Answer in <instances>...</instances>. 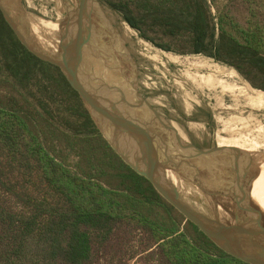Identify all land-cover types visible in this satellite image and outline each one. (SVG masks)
<instances>
[{"label": "trees", "instance_id": "16d2710c", "mask_svg": "<svg viewBox=\"0 0 264 264\" xmlns=\"http://www.w3.org/2000/svg\"><path fill=\"white\" fill-rule=\"evenodd\" d=\"M101 1L156 48L204 55L264 92V0ZM134 260L249 264L124 162L61 69L0 10V264Z\"/></svg>", "mask_w": 264, "mask_h": 264}, {"label": "water", "instance_id": "95a60500", "mask_svg": "<svg viewBox=\"0 0 264 264\" xmlns=\"http://www.w3.org/2000/svg\"><path fill=\"white\" fill-rule=\"evenodd\" d=\"M67 1L55 49L34 36L24 11L20 21L11 14L9 0H0V10L30 52L61 69L124 162L224 252L264 264V211L251 197L255 159L239 150L198 148L185 141L141 95L137 76L130 79L117 57L100 62L102 67L95 64L87 22L89 6L102 9L100 1ZM189 183L199 192L186 193Z\"/></svg>", "mask_w": 264, "mask_h": 264}, {"label": "rangeland", "instance_id": "374dc122", "mask_svg": "<svg viewBox=\"0 0 264 264\" xmlns=\"http://www.w3.org/2000/svg\"><path fill=\"white\" fill-rule=\"evenodd\" d=\"M65 1L67 0H10L9 3L14 5V9L10 10L11 14L20 21L24 17V11L34 36L55 49L58 48L56 44L60 41L61 28L66 22L68 2ZM99 1L102 11L112 23V33L115 32L114 37L120 44L116 52L108 48L101 37L98 24V38L102 44L104 59L107 61L117 57L122 70L130 79L137 76L140 92L148 97L147 100L158 112L168 117L169 124L185 141L209 145L204 148L220 147L251 155L255 159L252 168L254 170L255 167V170L253 173L251 171L255 181L252 184L260 181L264 185V92L255 89L236 70L204 55H177L156 48L142 39L118 12ZM93 5L96 11V4ZM42 22L56 27V42L53 36L40 29ZM218 82L222 85L217 84ZM240 89L243 91L239 92ZM194 119L198 120L194 122ZM172 177L177 184L174 172ZM193 190L199 192L189 183L186 193ZM251 194L254 201L264 206L258 191ZM135 262L136 260L131 264Z\"/></svg>", "mask_w": 264, "mask_h": 264}, {"label": "bare ground", "instance_id": "6f19581e", "mask_svg": "<svg viewBox=\"0 0 264 264\" xmlns=\"http://www.w3.org/2000/svg\"><path fill=\"white\" fill-rule=\"evenodd\" d=\"M10 1V0H9ZM73 1V0H72ZM68 2V1H67ZM36 7V6H35ZM94 5L91 4L89 6V21L87 22V27L91 28V31H87V34L89 36L90 34V40H91V52L93 51L94 54V62L95 64H98V66L102 67V63L100 62H105L106 60L104 59V55H103V48H102V44L101 41L98 38V24H99V29H100V34L101 37L105 43V45L114 50V52H116V50L119 48L120 44H118L117 39L114 37L115 36V32L112 33L113 26L112 23L110 22V20L108 19V17L106 16L105 12L102 11V9L96 4V11H94ZM76 8V7H75ZM100 8V9H99ZM40 29L43 30L46 34H48L49 36H53L54 42H56L55 38L58 37L57 32H55L54 30L56 29V27L54 25L42 22L40 23ZM117 34V33H116ZM120 37V36H119ZM122 39V38H121ZM118 51V50H117ZM123 51V50H122ZM121 51V52H122ZM90 58V57H89ZM111 58V57H110ZM91 59H89V61L91 62ZM172 59V58H170ZM111 60V59H110ZM173 60V59H172ZM175 61V60H173ZM99 62V63H98ZM204 66V65H203ZM209 67V66H208ZM107 68H109V66L107 65ZM209 70V69H208ZM185 71V70H184ZM193 73V72H192ZM197 77V76H196ZM200 77V76H199ZM203 77V76H202ZM201 81V80H200ZM203 81V79H202ZM201 81V82H202ZM208 82V80H207ZM217 84L222 85L221 82H218ZM210 85V84H209ZM244 85V84H243ZM224 86V85H223ZM231 88V87H230ZM251 88V87H249ZM239 89V88H237ZM223 90V89H222ZM221 90V92H222ZM235 89L233 88V91ZM231 91V92H233ZM239 92L243 91V89L238 90ZM253 92V91H252ZM243 93V92H242ZM248 93V92H247ZM226 94V93H225ZM228 94V93H227ZM231 94V93H230ZM233 95V94H232ZM237 95V94H236ZM243 95V94H242ZM251 96V95H250ZM244 97V96H242ZM254 97V96H253ZM256 97V96H255ZM238 98V97H237ZM232 99V98H231ZM235 100V99H234ZM252 101V100H250ZM262 101V100H261ZM264 101V100H263ZM234 102V101H233ZM242 110V109H241ZM227 127V126H226ZM233 133V132H232ZM233 136V135H232ZM239 137V136H238ZM223 139V138H222ZM225 139V138H224ZM239 139V138H238ZM241 139V138H240ZM247 139V138H246ZM229 140V139H228ZM245 140V139H244ZM243 141V140H242ZM231 142V141H230ZM257 183L252 184L251 187V193L254 191H258L260 193V197L263 199L264 201V185H262V183H260V181H256ZM251 197L252 194H251ZM256 202V201H255ZM261 209L264 211V206H262V204H260L259 202H256ZM264 204V203H263Z\"/></svg>", "mask_w": 264, "mask_h": 264}, {"label": "flooded vegetation", "instance_id": "af4514ba", "mask_svg": "<svg viewBox=\"0 0 264 264\" xmlns=\"http://www.w3.org/2000/svg\"><path fill=\"white\" fill-rule=\"evenodd\" d=\"M65 16V15H64ZM59 22V21H58ZM61 22V21H60ZM59 22V23H60ZM61 24V23H60ZM139 92H140V90H139ZM141 93V92H140ZM141 95L147 100L148 99V97H146V95L145 94H143V93H141ZM149 102V101H148ZM160 113V112H159ZM161 114V113H160ZM163 117H164V119L168 122V123H170L169 122V119H168V117L166 116V115H163V114H161ZM198 119H194V122H196ZM191 121V120H190ZM192 122V121H191ZM189 134V133H188ZM189 136H191V135H188V137ZM183 138V137H182ZM189 143H191V141H188ZM191 144H193V145H195L196 147H198V148H204V147H208L209 145L208 144H206V143H202V144H199V143H196V142H192Z\"/></svg>", "mask_w": 264, "mask_h": 264}]
</instances>
